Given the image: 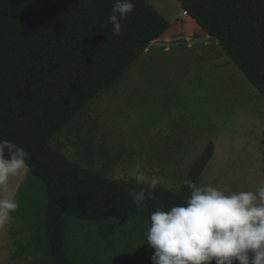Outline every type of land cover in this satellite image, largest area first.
<instances>
[{
  "label": "trees",
  "instance_id": "1",
  "mask_svg": "<svg viewBox=\"0 0 264 264\" xmlns=\"http://www.w3.org/2000/svg\"><path fill=\"white\" fill-rule=\"evenodd\" d=\"M114 2L0 0V140L30 154L18 210L24 224L30 215L40 214L42 220L30 236L32 250L20 248L18 253L40 252L36 264H72L67 246L72 224L150 222L156 209L168 210L191 195L188 184L178 190L156 186L144 210L138 211L129 193L147 184L102 177L51 146L87 105L119 85L169 29L145 0H132L134 11L120 21L121 34L114 35L108 21ZM179 2L206 35L219 40L218 46L264 98V0ZM214 149L208 143L192 164L188 179L193 185ZM30 180L44 186L38 200L29 196L27 189L34 185Z\"/></svg>",
  "mask_w": 264,
  "mask_h": 264
},
{
  "label": "rangeland",
  "instance_id": "2",
  "mask_svg": "<svg viewBox=\"0 0 264 264\" xmlns=\"http://www.w3.org/2000/svg\"><path fill=\"white\" fill-rule=\"evenodd\" d=\"M145 1L169 23L170 34L194 31L186 22L177 25L185 18L179 0ZM206 46L196 43L187 50L180 45L169 48L170 53L150 48L119 85L87 105L53 139L52 148L83 169L111 179L135 181L132 168L139 163L147 177L158 181L156 186L178 190L188 184L192 164L212 142L213 158L198 184L189 185H211L225 193L256 191L264 182V98L221 47ZM152 50L158 55L151 56ZM30 181L34 185L27 189L29 196L38 200L44 186ZM21 215L18 207L11 212V239L16 242L11 257L17 243L32 250L30 236L40 229L42 215H30L28 224ZM71 226L67 246L72 264H153L154 249L146 237L150 222ZM21 255L31 258L12 264H30V259L42 256Z\"/></svg>",
  "mask_w": 264,
  "mask_h": 264
},
{
  "label": "clouds",
  "instance_id": "3",
  "mask_svg": "<svg viewBox=\"0 0 264 264\" xmlns=\"http://www.w3.org/2000/svg\"><path fill=\"white\" fill-rule=\"evenodd\" d=\"M134 7L132 0L112 4L108 21L114 35L121 34L120 21ZM29 158L23 147L0 140V223L18 207L9 180L27 167ZM141 168L135 164L132 173L138 185L148 187L129 193L138 211L144 210L158 183ZM146 237L154 249L153 264H264V182L256 191L232 193L211 185L193 187L184 203L151 213Z\"/></svg>",
  "mask_w": 264,
  "mask_h": 264
},
{
  "label": "crops",
  "instance_id": "4",
  "mask_svg": "<svg viewBox=\"0 0 264 264\" xmlns=\"http://www.w3.org/2000/svg\"><path fill=\"white\" fill-rule=\"evenodd\" d=\"M179 5H180V2H179ZM182 11L183 10L181 9V13H182ZM178 21L179 22L178 23L176 22V23L179 27H181L184 22L191 25L192 29L194 30L193 31L194 33L191 32L190 30H188L186 33L170 34L169 29H168L157 41H160L163 43L164 42H173V41H188V40H191L193 38L200 37L198 28L201 31H202V29L199 26H197V24L189 16H187L185 18H181ZM195 31H196V33H195ZM207 36L208 35L201 36V37H207ZM199 43H205V45H207L206 47H209V45H218V43H209V42H199ZM187 47H188V45H187ZM149 49H150V47L143 53V55L148 54L151 51ZM158 49H162V48H158ZM188 49H189V47L187 48V50ZM192 49L193 48H190V50H192ZM152 51L153 52H151V56L158 55V51H154V50H152ZM163 52L164 53H170L171 51L169 49H164ZM222 53H224L223 50H222ZM220 55H223V54H220ZM224 55H225V53H224ZM218 56H219V52H217V54L215 56V61H217ZM214 151H215V149H214ZM213 155H214V153H213ZM212 158H213V156H212ZM26 171H28L27 168L21 170L17 176L10 177L9 187L11 189V195L15 198V200H18L19 190L21 189V185H23V183L25 182V179L27 176L26 174L28 173ZM9 216H10V218L8 220H6L3 223H0V264H12L13 262H17V260H19V259L20 260H28L29 258H31V257L27 258V257L18 253L19 252L18 248L19 249L22 248L19 243H17V250L14 252V257L13 256L11 257V254H10L11 247L13 244L16 243V242H14V240L11 239V224H12V221L15 222V218L11 217V213L9 214ZM37 259L38 258H36V257H33L32 259H30V264H36Z\"/></svg>",
  "mask_w": 264,
  "mask_h": 264
},
{
  "label": "water",
  "instance_id": "5",
  "mask_svg": "<svg viewBox=\"0 0 264 264\" xmlns=\"http://www.w3.org/2000/svg\"><path fill=\"white\" fill-rule=\"evenodd\" d=\"M199 42L219 43V40L211 38L210 36H207V37L193 38V39L188 40V41H177V42H172V43H163L160 41H155V42L151 43L149 47L150 48L169 49V48L177 47L180 45L192 46L193 44L199 43ZM189 184H192L191 180L188 181V185Z\"/></svg>",
  "mask_w": 264,
  "mask_h": 264
},
{
  "label": "built area",
  "instance_id": "6",
  "mask_svg": "<svg viewBox=\"0 0 264 264\" xmlns=\"http://www.w3.org/2000/svg\"><path fill=\"white\" fill-rule=\"evenodd\" d=\"M182 15H183V17L188 16V14L185 11L182 12Z\"/></svg>",
  "mask_w": 264,
  "mask_h": 264
}]
</instances>
